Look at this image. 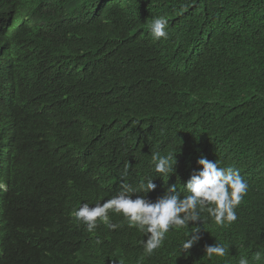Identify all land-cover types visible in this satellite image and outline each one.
Listing matches in <instances>:
<instances>
[{
	"label": "trees",
	"instance_id": "16d2710c",
	"mask_svg": "<svg viewBox=\"0 0 264 264\" xmlns=\"http://www.w3.org/2000/svg\"><path fill=\"white\" fill-rule=\"evenodd\" d=\"M119 1L116 14L133 50L121 52L120 46L107 44V60L98 72H89L91 62L81 60L94 82L92 102L98 101L88 106L98 115L90 137L79 140L63 133L37 134L26 122L35 106L25 115L14 113L20 110V96L11 92L5 60L12 40L7 47L3 42L17 3L0 0V264H239L241 257L249 264H264V184L258 183L264 173L254 174L257 179L232 224L220 228L202 214V239L187 256L177 255L183 229H171L149 256L140 243L146 239L144 233L129 227L120 215H110V222L121 227L112 230L101 223L92 233L73 219L82 203L106 200L120 190L125 165L129 172L123 182L138 188L153 178L156 186H166L152 171H136L143 146L175 152L173 175H180L190 157L221 160L241 152L252 169H264V0H217L214 15L206 20L228 23L236 48H226L225 53V47L214 46L212 66L218 67L186 81L189 74L178 79L175 70L158 71L169 61L172 40L180 35L176 27L168 23L167 38L155 41L141 17L148 1ZM166 3L173 1L157 10L167 12ZM19 64L18 53L17 70ZM208 90L211 97L204 95ZM12 119L17 121L15 128ZM151 136L153 143L147 142ZM81 145L95 148L84 150ZM63 153L71 155L70 165L82 153L96 160V179L82 176L57 157ZM158 196L155 189L146 198L154 202ZM98 237L110 238L95 240ZM214 242L225 247L224 257L205 255L204 246Z\"/></svg>",
	"mask_w": 264,
	"mask_h": 264
},
{
	"label": "clouds",
	"instance_id": "9594fccd",
	"mask_svg": "<svg viewBox=\"0 0 264 264\" xmlns=\"http://www.w3.org/2000/svg\"><path fill=\"white\" fill-rule=\"evenodd\" d=\"M13 1L17 3V11L4 36L3 47H7L12 40V51L5 60L11 72V92L20 96L17 98L20 110L14 113L25 115L35 106L26 122L31 128L35 127L37 134L50 137L63 133L68 134V138H89L93 132L92 122L98 114L88 106L95 98L92 91L94 82L88 76V67L81 60L91 62L89 72H98L107 60V44L120 46L121 52L133 50L130 36L122 29L116 14L117 3L122 5V2ZM147 1L150 5L141 17L147 21L148 35L155 41L166 39L168 23L175 26L180 34L172 40L169 61L165 67L158 69L159 72L175 70L178 79L189 74L184 79L186 81L198 73L218 67L212 66L216 63L214 46L221 45L228 50L236 48L237 40L228 23L211 18L206 20V16L214 15L217 0H172V5L166 3L168 10L164 13L157 8L164 7L167 0ZM232 6L236 7L233 3ZM193 15L203 21L194 19ZM260 30H264V22ZM18 53L22 65L19 64L17 70L15 61ZM204 95L212 96L209 90ZM92 103L98 105V101ZM16 123L12 119L13 128ZM155 141L153 136L147 140L149 143ZM79 147L84 150L95 148L92 145ZM138 155L140 161L136 171L150 170L166 181V186H156L153 178L146 179L138 188L123 182L129 172L125 165L120 173V190L106 200L82 203L74 210L73 219L92 233L101 223L112 230L121 227V224L110 222V215H120L129 227L144 233L146 239L140 243L149 256L163 245L171 229L184 230L177 255L183 253L187 256L193 245L202 239L203 213H207L220 228L235 222L237 208L247 195L251 182L257 179L254 174L264 173V169L250 167L244 152L221 160L190 157L180 169V175H173L175 152L164 154L162 150L147 145ZM57 157L66 160L82 176L91 177L92 181L96 179V160L84 158V153L72 165L69 163L70 154L63 153ZM258 183L264 184V179ZM155 189L160 196L153 202L146 196ZM137 192L143 194L136 195ZM197 222L200 226H196ZM190 223L192 227H189ZM103 238L110 237L95 240ZM124 241L126 244V237ZM204 253L209 258L224 257L226 249L214 242L204 246ZM239 264L249 262L241 257Z\"/></svg>",
	"mask_w": 264,
	"mask_h": 264
}]
</instances>
